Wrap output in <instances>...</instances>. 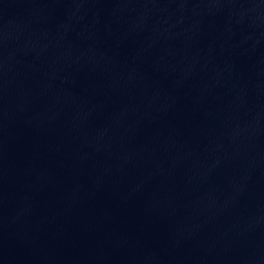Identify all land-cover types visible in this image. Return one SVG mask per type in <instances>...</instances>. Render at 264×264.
I'll return each mask as SVG.
<instances>
[{
	"label": "water",
	"instance_id": "1",
	"mask_svg": "<svg viewBox=\"0 0 264 264\" xmlns=\"http://www.w3.org/2000/svg\"><path fill=\"white\" fill-rule=\"evenodd\" d=\"M0 264H264V0H0Z\"/></svg>",
	"mask_w": 264,
	"mask_h": 264
}]
</instances>
